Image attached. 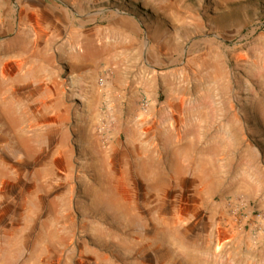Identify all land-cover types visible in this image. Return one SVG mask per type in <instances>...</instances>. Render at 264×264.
Listing matches in <instances>:
<instances>
[{
  "label": "rangeland",
  "instance_id": "1",
  "mask_svg": "<svg viewBox=\"0 0 264 264\" xmlns=\"http://www.w3.org/2000/svg\"><path fill=\"white\" fill-rule=\"evenodd\" d=\"M0 264H264V0H0Z\"/></svg>",
  "mask_w": 264,
  "mask_h": 264
},
{
  "label": "bare ground",
  "instance_id": "2",
  "mask_svg": "<svg viewBox=\"0 0 264 264\" xmlns=\"http://www.w3.org/2000/svg\"><path fill=\"white\" fill-rule=\"evenodd\" d=\"M77 54V53H76ZM75 54V55H76ZM77 79V78H76ZM74 79V80H76ZM79 79L84 82L86 85L85 86H88V89H89V92L91 93V100L92 101H95L97 99V95L99 94L98 90H97V84L96 82L93 80V72H82L80 75H79ZM77 81V80H76ZM79 81V80H78ZM80 82V81H79ZM83 83V84H84ZM81 86V85H80ZM83 88V87H82ZM85 88V87H84ZM83 88V89H84ZM87 88V87H86ZM100 90V89H99ZM107 92V91H106ZM108 95V94H107ZM106 95V96H107ZM104 96V95H103ZM105 97V96H104ZM102 97V98H104ZM87 100H88V97H87ZM111 101V100H110ZM90 103V102H89ZM95 106V105H94ZM96 114V112H95ZM111 125V124H110ZM94 129V128H93ZM112 130V129H111ZM103 134V133H102ZM21 157V156H20ZM19 157V158H20ZM18 158V157H17ZM19 166V165H18ZM17 166V168H18ZM22 166H24L22 164ZM20 167V166H19ZM25 167V166H24ZM23 170H21L22 172ZM27 171V170H26ZM22 174V173H21ZM24 178V177H23Z\"/></svg>",
  "mask_w": 264,
  "mask_h": 264
}]
</instances>
